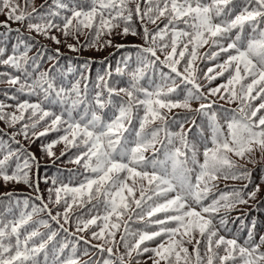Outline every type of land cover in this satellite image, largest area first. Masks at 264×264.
Returning a JSON list of instances; mask_svg holds the SVG:
<instances>
[{
    "label": "snow or ice",
    "instance_id": "6c2138e0",
    "mask_svg": "<svg viewBox=\"0 0 264 264\" xmlns=\"http://www.w3.org/2000/svg\"><path fill=\"white\" fill-rule=\"evenodd\" d=\"M52 4L55 10L48 6L46 11L32 8L27 12L16 0H0V13L7 9L9 20L29 21V31L38 34L47 35L49 30L57 29L65 38L74 39L77 43L81 36H86V46H97L102 37L111 36L121 25V35H137L131 26L133 14L141 22L156 25L157 30L150 33L145 24L143 38L148 41L151 36L152 46L144 47L138 53L140 66L126 71L131 57L125 58L123 68L117 66V75L128 76L127 86H113L104 76L98 77V90L91 99L87 85L82 91L79 81L65 88L57 87L48 72H40L33 78L28 70L30 57L27 45L22 52L14 46L9 55L0 47V65L15 69L24 78L22 81L21 75L5 73L6 83L21 94L27 92L28 95L43 96L37 103L27 100L18 103L16 111L19 115L16 112L5 113V105L0 103V120L11 127L23 121L25 113L30 110L28 120L32 122L30 125L24 123L19 133L26 139L29 128L33 136L40 137L49 131H59L60 126L66 125L65 134L44 146V150L51 157L54 155L52 148L57 143L63 142L66 148H76L78 155L70 162L81 165L85 172L91 174L85 176L77 187L62 184L49 189L50 202L59 205L63 200V213L52 215L45 203L39 207L33 205L30 212L21 211L18 218L7 222L0 217V264H81L75 244L65 255L69 248L67 241L55 249L49 259L48 244L57 233L51 232L44 239L39 230L29 231L27 226L35 214L45 211L58 224L61 218L67 224L74 205L83 207L93 200L97 201L93 208L102 207L104 214L91 215L87 219L77 216L76 232L89 231L93 226L98 229L91 231V237L102 241L93 245L94 248L108 253L103 264H141L140 258L145 253H152L147 257L152 264H264V251L261 250L264 249V235L256 241L250 230L247 239L240 243L235 237L228 239L220 235L213 223L215 214L221 209L227 212L237 204L248 202L241 191L233 190L221 194L207 206L202 204L216 187L215 181L249 179L251 172L247 165L259 162L257 153L264 160V114L258 115L264 110V0H242L240 4L237 0H143V8L140 0H52ZM129 4L135 5L134 12ZM40 7L44 9L45 5ZM56 18H59V23L55 22ZM33 20L39 22L33 23ZM158 21L164 23L163 28L159 27ZM3 26L7 27V24ZM246 29L250 31L246 32ZM166 36H170V42H163ZM50 38L60 43L55 36ZM111 43L110 39L104 41L108 46ZM181 44L182 49L178 52ZM204 45L215 49L205 54L209 60H215L221 53L227 54L223 63L216 65L219 71L210 67L204 78L211 82L224 76L225 72L229 73L226 82L209 89L207 95L197 83L198 68L195 67L197 50ZM68 47L78 50L75 44ZM158 50L164 54L163 60L157 55ZM186 52L189 59L181 72L177 66ZM149 56L155 59H149ZM157 62L169 68L175 77L161 72V82L149 90L141 85V80L145 78L146 70ZM105 75L110 78L111 72ZM176 78H180L179 84ZM181 85L186 90L183 99H173ZM222 90L227 95L221 94L219 99L239 102L238 109L232 110L230 119L226 121V129L219 123L217 113L209 111L215 101L201 102L197 108H192L194 100H207L208 96H217ZM257 99L261 102L254 106L253 101ZM44 102L59 104L63 110L59 115L50 109L45 110ZM106 108L112 109L107 118L102 115ZM177 108L207 117L210 136L204 137L201 130L202 152L201 143L189 139L191 128L186 130L184 127L189 122L194 125L195 121H189L187 117L183 120H177L176 116L170 118L169 114ZM46 117H52L50 124L37 132L39 122ZM134 120L138 121V128L133 126ZM174 124L179 126V131L172 130ZM4 149L5 145L0 143V150ZM149 152L152 154L146 155ZM13 158L16 160L14 169ZM30 160H34L31 155L21 163L20 150L7 149L0 158V178L5 183L28 184L26 169L31 168ZM53 191L54 200L51 197ZM258 191L259 186L248 193L249 199H254ZM61 193H64L63 197ZM170 193L174 195L169 197ZM193 205L200 206L199 211ZM23 207H29L27 200ZM7 211L11 212V208ZM133 215L144 221L146 227L156 225L158 229L131 230L128 220ZM125 216L128 220L124 219ZM39 223L48 227L47 221ZM64 224L60 227L68 232ZM219 224L225 226L226 220L221 217ZM121 228L123 232L117 241V232ZM35 238H40L39 243ZM157 238L160 240L156 247H150L147 242ZM187 245H192L191 252ZM121 246L123 253L119 252ZM82 255L89 256L83 264H94L88 249Z\"/></svg>",
    "mask_w": 264,
    "mask_h": 264
},
{
    "label": "trees",
    "instance_id": "16d2710c",
    "mask_svg": "<svg viewBox=\"0 0 264 264\" xmlns=\"http://www.w3.org/2000/svg\"><path fill=\"white\" fill-rule=\"evenodd\" d=\"M21 9H25L27 12H31L32 8H37L41 11H46L48 6H52L55 10V6L52 4V0H29L28 3H25V0H16ZM141 7H144L143 0H140ZM242 0H237V3L240 4ZM41 5H45L44 9H41ZM129 7L135 9L134 4H129ZM7 9L4 13H0V47H3L6 50V55L12 53L14 46H18L19 51H24L25 45L28 46V56L30 57L28 62V70L32 72L33 78L39 75L40 72H48L51 77L55 79L57 87L63 86L65 88H70L73 83L76 81L80 82V88L83 91L84 86L87 85L89 99L94 96L95 92L98 90L96 85L99 83L98 77L104 76L108 83L117 87H126L128 76H119L116 74V68L119 65L124 67L123 61L126 57H131L128 60L129 68L126 71L136 68L139 65L138 53L144 47L152 46L151 36L148 41H145L143 38V30L145 24L149 29L150 33H155L157 26L149 22H141L140 18L133 14L131 26L137 32V35H121L122 27L115 29L111 36L105 35L102 37L100 43L97 46H86V36H81L79 43L76 40L71 38H65L61 31L57 29L49 30L47 35L38 34L35 31H29L27 25L28 22L25 20L23 23L16 22L14 20H9L7 17ZM33 23L39 21L33 20ZM56 23H59V18H56ZM7 24V27L3 25ZM160 28H163L164 23L158 21ZM180 27H184L180 25ZM250 29H246V32H249ZM87 35V30H85ZM55 36L60 43H56L50 37ZM91 39V37H88ZM111 40V46L104 44V41ZM163 42H170V36H166ZM158 43H160L158 41ZM75 44L77 51L71 50L68 45ZM117 45H123L124 47L117 48ZM182 49V44L178 45V52ZM191 46H189V51ZM215 50L210 48V45H204L203 47L197 50L198 58L195 61V67L198 68L197 76L199 77L197 83L201 87V91L208 94L209 89L215 88L220 84L226 82L228 77V72H225L224 76L217 77L215 80L209 82L204 78V73L207 72V69L212 67L216 68V65L223 63L227 58V54L221 53L215 60H209L205 58V54ZM170 51V48L167 50ZM148 55V54H142ZM157 55L160 56L161 60L164 59V54L159 50ZM6 58V56L4 57ZM149 59H155L154 57L149 56ZM189 59L188 52L185 53V58L180 61V64L177 66L178 69L182 72L186 61ZM39 65V67H35ZM216 71H219L216 68ZM231 71V70H230ZM111 72V77H107L105 74ZM168 73L171 76L175 77L174 73H170V69L160 64L159 62L153 68L146 70V75L143 80H141V85L143 87L152 90L156 84L160 83V73ZM21 75V80L23 81V76L20 72H17L15 69H12L8 66L0 65V103L5 105L3 111L5 113L16 112L19 115V112L16 111V105L25 100L30 103H37L42 101L43 96L28 95L27 92L21 94L16 91L15 87L9 86L6 83L7 77L4 75ZM176 82L180 83V78H176ZM18 87V86H17ZM190 87V85L188 86ZM238 89V86H237ZM185 88L181 85L177 93L172 96L173 99H183L185 95ZM227 95L222 92L217 96H208L207 100L204 101H193L192 108L195 109L199 106L201 102L209 103L215 101L212 108L209 110L215 111L217 113L218 121L226 129V121L230 119L232 115V110L238 109L239 102H227V100L219 99V95ZM106 95V93H105ZM255 95V92L253 93ZM15 96L16 99H12ZM261 101L257 99L253 101L254 106H258ZM45 110H51L59 115L63 108L61 105H50L48 102L43 103ZM82 111V108H81ZM99 111V110H98ZM112 109L106 108L102 115L107 118L111 115ZM29 112L25 113V119L16 123L14 126L9 127L8 123L4 120H0V143L5 145L4 150H0V158H3L5 151L11 149L13 151L20 150V162L22 163L25 158L29 155L34 157V160H30L31 168L26 169L29 175V183L25 184L23 182L9 181L5 183L2 178H0V217L4 219L5 222L18 218L21 211L30 212L32 206H42L47 203L48 207L52 211V215H56L57 212L63 213L64 204L63 200L61 204L56 205L50 202V192L49 189H55L60 187L62 184L68 185L69 187H77L87 175H91L88 172H85L81 165L70 162L72 159L78 155V150L76 148H66L63 142L57 143L53 146L52 151L54 152L53 156H48L44 150V146L52 143L54 140H58L60 136L64 135V128L66 125L60 126L59 131H49L46 135L36 137L32 135V130L29 128V136L26 139L20 133V129L24 123L31 124L32 121L28 120ZM143 114L142 112L140 113ZM264 114V110H261V113L258 115ZM39 115V113H38ZM74 116L77 113L73 114ZM170 118L176 116L177 120H183L185 117L189 121L194 120L195 124L191 122L184 125L185 129L191 128V131L188 133L190 140H195L198 143H201V130H203L204 137L210 136L209 122L207 117L192 113L186 112L184 109H173L172 113L169 114ZM38 118V117H37ZM66 118V117H65ZM36 119V118H33ZM52 117H46L44 121H40L36 131H43L46 126L50 124ZM133 126L138 128V121H133ZM173 131H179V126L177 124L172 125ZM127 135V134H126ZM15 136V139H13ZM19 141V143H16ZM203 151V145L201 143V152ZM65 153L61 155V153ZM152 153H146V155H151ZM162 158V156H161ZM256 158L259 161L256 164H248L247 168L251 172L249 179L244 180H233V179H218L215 181L216 187L207 195V198L202 201V204L207 206L211 204L213 199H218L221 194L231 193L233 190L241 191L244 198L248 200L245 204H237L233 209L225 212L221 211L215 214L213 223L219 229V234L224 235L226 238L231 239L233 237L238 239V242L243 243L247 239L248 233L250 230L253 231V235L256 241L259 240L261 235H264V160L260 159V154H256ZM233 159H237L233 157ZM202 162L203 157L200 156ZM244 163V161H240ZM16 160H12V169L15 168ZM10 169L9 171L11 172ZM53 181H56L54 184ZM131 183V181H129ZM146 184V182H145ZM247 185V187H245ZM259 186V191L256 194L254 199H249L248 193L255 191L256 187ZM11 193V195H6ZM150 194V193H149ZM62 197L64 193H61ZM139 197V192L136 193ZM174 195L170 193L169 197ZM41 197L42 199H37ZM52 200L55 199V192L51 193ZM27 200L29 207L24 209L23 203ZM97 201L93 200L90 203H85L83 207L73 206L72 213H70L69 223L64 224L63 219H60L58 224L56 221L52 220L47 212H40L33 216V220L27 226L28 230L33 229L39 230L44 234V239L47 238V235L51 232H56L57 235L52 241L48 244L49 250V259L52 258V253L55 249H58L62 243L67 241L69 243V248L65 250V255L71 250L73 244L77 247V256L81 259V264L84 260L89 259V256H83L82 253L85 249L89 250L91 259L94 261V264H103V260L108 258V253L106 251L100 252L99 249L94 248L93 245L102 243V241L94 240L91 237V231L98 230L93 226L89 231L78 233L76 232V217L81 216L85 219L90 218L91 215H103L104 210L102 207L93 208V205ZM148 203H151L149 201ZM134 207V205H133ZM198 211V205H193ZM11 208V212H8L7 209ZM207 215V214H205ZM223 217L226 220V225L221 226L219 224L220 218ZM125 220H128V217H124ZM47 221L48 227L42 226L39 221ZM99 223V221H98ZM64 224V228L68 229V232H65L61 229L60 225ZM128 224L131 230H157L159 226L150 225L146 227L144 221H139L134 215L131 220H128ZM253 224L255 227L253 228ZM23 231V230H22ZM123 232L121 228L120 232H117L116 239L119 241V237ZM70 233H75V235H70ZM83 236L84 239H79ZM40 238H35L36 242L39 243ZM160 238H157L156 241L147 242L150 247H156ZM90 241V243H86ZM189 251H192V245H187ZM264 251V249H261ZM116 249H114V252ZM203 246L201 247V253L203 254ZM119 252L123 253L124 249L121 246ZM152 255V253H145L141 257V264H144V261H147V264H152L151 260H148L147 257ZM41 259H43V254H41ZM63 258V257H62ZM115 258V257H113Z\"/></svg>",
    "mask_w": 264,
    "mask_h": 264
}]
</instances>
